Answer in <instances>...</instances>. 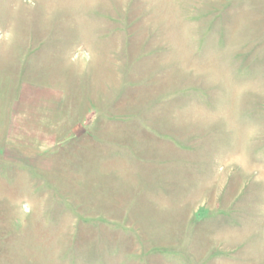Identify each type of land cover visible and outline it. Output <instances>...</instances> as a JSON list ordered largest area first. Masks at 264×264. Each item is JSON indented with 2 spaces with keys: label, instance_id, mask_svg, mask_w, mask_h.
Returning a JSON list of instances; mask_svg holds the SVG:
<instances>
[{
  "label": "rangeland",
  "instance_id": "rangeland-1",
  "mask_svg": "<svg viewBox=\"0 0 264 264\" xmlns=\"http://www.w3.org/2000/svg\"><path fill=\"white\" fill-rule=\"evenodd\" d=\"M5 96L0 264H264V0H0Z\"/></svg>",
  "mask_w": 264,
  "mask_h": 264
},
{
  "label": "crops",
  "instance_id": "crops-1",
  "mask_svg": "<svg viewBox=\"0 0 264 264\" xmlns=\"http://www.w3.org/2000/svg\"><path fill=\"white\" fill-rule=\"evenodd\" d=\"M7 71L9 72L10 70L8 69ZM5 78V83L8 84L10 76ZM0 99V134L3 137H11V134L6 132V130L10 128L11 123H13L14 120H18L20 118L28 120L30 123L32 122L31 124L27 123L24 128H26V134L28 137H34L36 139L33 145L30 143L26 148H31L32 150H28V153L25 152V156L22 155L23 158L21 160H19L17 156H14V149L11 146L5 145L4 147H0V149L3 150V156L10 162H14V159L17 158V161H19L22 165L24 164L25 166L38 169L44 168V163L46 162V159L44 158L45 155L40 153L45 151L44 143L48 142L47 138L49 140L52 136H57L63 127L61 125V115L63 113L62 105H64L62 98H60L61 102H59L60 99L56 100L55 98H52V101L48 100V103L43 101L37 102L36 106L31 107V110L28 109V105L27 107L22 108V110H19V112H14L15 105L11 101V97L5 96ZM49 141L52 142V139Z\"/></svg>",
  "mask_w": 264,
  "mask_h": 264
}]
</instances>
